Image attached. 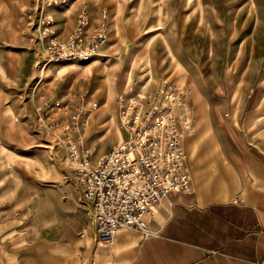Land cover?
<instances>
[{
	"label": "rangeland",
	"instance_id": "1",
	"mask_svg": "<svg viewBox=\"0 0 264 264\" xmlns=\"http://www.w3.org/2000/svg\"><path fill=\"white\" fill-rule=\"evenodd\" d=\"M82 16L88 38L106 34L100 54L48 63ZM121 97L185 113L193 189L188 144L259 147L264 0H0V264H44L76 216L93 222L68 145L95 165L129 141Z\"/></svg>",
	"mask_w": 264,
	"mask_h": 264
},
{
	"label": "crops",
	"instance_id": "2",
	"mask_svg": "<svg viewBox=\"0 0 264 264\" xmlns=\"http://www.w3.org/2000/svg\"><path fill=\"white\" fill-rule=\"evenodd\" d=\"M213 141L207 154L187 145L194 189L169 194L146 216L151 237L125 228L114 242L100 243L93 222L76 216L67 240L44 264H260L264 142L241 153Z\"/></svg>",
	"mask_w": 264,
	"mask_h": 264
},
{
	"label": "built area",
	"instance_id": "3",
	"mask_svg": "<svg viewBox=\"0 0 264 264\" xmlns=\"http://www.w3.org/2000/svg\"><path fill=\"white\" fill-rule=\"evenodd\" d=\"M88 25L82 16L76 31L58 41L60 49L48 51L47 62L87 61L99 55L106 34L96 32L88 38ZM166 97L175 101L177 96ZM119 103L124 126L131 133L129 141L112 147L95 165L90 152H82L75 141L68 145L82 200L90 207L100 243L114 242L125 228L151 237L146 216L154 214L169 194L193 191L184 168L182 125L189 124L185 113L158 101L146 106L137 97H121Z\"/></svg>",
	"mask_w": 264,
	"mask_h": 264
}]
</instances>
